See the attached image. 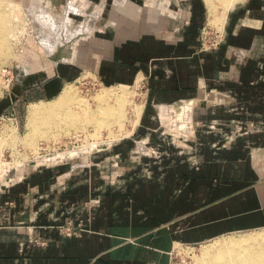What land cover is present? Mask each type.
Instances as JSON below:
<instances>
[{
	"label": "crops",
	"instance_id": "crops-1",
	"mask_svg": "<svg viewBox=\"0 0 264 264\" xmlns=\"http://www.w3.org/2000/svg\"><path fill=\"white\" fill-rule=\"evenodd\" d=\"M96 1L114 30L76 43L22 97L57 98L84 68L141 83L134 134L1 190L0 264H170L177 245L264 228V0L237 1L212 51L206 0ZM143 146L156 153L135 155Z\"/></svg>",
	"mask_w": 264,
	"mask_h": 264
},
{
	"label": "rangeland",
	"instance_id": "rangeland-1",
	"mask_svg": "<svg viewBox=\"0 0 264 264\" xmlns=\"http://www.w3.org/2000/svg\"><path fill=\"white\" fill-rule=\"evenodd\" d=\"M212 4L216 15L221 16L227 1L212 0ZM205 6L206 20L204 24L208 26V30L224 28V24L212 23L211 8L207 2ZM0 9V14L5 15V21L8 20L7 23H10L6 32L7 40L5 42L7 43L2 45L5 46L1 49L3 52L0 51V99L11 93L17 83L26 86L39 82L44 80L47 74L53 73L56 65L60 62L68 60L71 62L76 43L83 44L87 42L84 40L90 38L89 36L98 32L107 34L108 30L115 28L114 23L105 20L103 16L107 9V3L100 4L96 0H0ZM179 18L183 20L182 17ZM57 54H60V58L54 61L52 56ZM83 71L78 79L63 85L64 89L62 88L61 91L69 90L74 97L64 108L65 114L70 113V115L64 114L66 118L63 115L60 116H63V120L59 119L55 123L49 121V123L44 122L45 119L42 118V121L30 131L27 128V108L31 102L38 101V99L22 97L23 93L8 109L9 112L5 114L4 120H0V155L3 153L6 161L11 162L6 166H16L22 170L36 165L42 167L45 166L42 165L44 162L54 163L51 161L53 157L61 153L72 151V154H75L73 156L78 157L101 152L107 146L134 134L135 129L132 130L131 127L137 123L134 106L138 103L142 105L145 100L144 89L139 88L137 83L135 85L123 82L105 83L92 69L84 68ZM122 98H126L128 101L124 107H119L121 106L119 100ZM51 99L53 98L48 100ZM80 101L85 106L90 105L91 108L88 111L83 110L78 105ZM108 104L114 105L115 113L112 116H104L98 112V109ZM91 111L94 113L92 118L86 116V113H91ZM167 117L168 120L163 121V125L169 130V126L175 124V113L167 115ZM10 124L18 125L17 132L9 127ZM166 132H172L173 138V131ZM96 145L100 146L93 150V146ZM148 149L143 146L134 154L156 153ZM45 153H47V157L50 156L46 158L47 160H44L45 158L43 159L42 156L39 157ZM256 233L261 234L263 238L260 244L255 246L264 250V228H260L226 234L193 246L177 245L172 250L173 263L200 264L198 261L203 257L204 249H215L229 237L248 236ZM206 259V264H213L211 260L208 262V258Z\"/></svg>",
	"mask_w": 264,
	"mask_h": 264
},
{
	"label": "bare ground",
	"instance_id": "bare-ground-1",
	"mask_svg": "<svg viewBox=\"0 0 264 264\" xmlns=\"http://www.w3.org/2000/svg\"><path fill=\"white\" fill-rule=\"evenodd\" d=\"M226 1H227V4L222 9L223 14H221V16H217L215 11H214V6L212 4V0H206V2L209 4V7L211 8L210 15H211L212 23L214 22V23L223 25L228 10L238 0H226ZM75 6H77V5H75ZM216 11H218V10H216ZM0 13H1V11H0ZM67 16H68V14H67ZM5 18H6L5 15L0 14V51H1V49H3V47H5L2 45H4V43H7V42H5L7 40L6 39L7 38L6 32L8 31L7 30L8 24H10V23H7L8 20L5 21ZM67 20H68V18H67ZM1 52H3V51H1ZM73 98L74 97L70 93L69 90H64L62 92V94H60L57 98H54L52 100H39V101L31 102L27 108V128L30 131L33 130L35 128L36 124H38V123H40V121H42V118L45 119L44 122L50 121L53 123L57 122L59 119H62L64 114H65V111H64L65 106ZM98 101H100V100H98ZM127 101H128V99H126V98L120 99L119 103L121 106H119V107H124L127 104L126 103ZM78 105H79V107H81L85 111H88L91 108L90 105L85 106V104L82 101L78 102ZM103 105H106V104L103 103ZM83 106H85V107H83ZM142 106L143 105H139V103L134 106V109H135L134 113H135V117H136V118L135 117L134 118H135L136 122L138 121V118L140 116ZM130 108H129V110H130ZM121 111H122V109H121ZM94 112L96 113V111H94ZM98 112H101L104 116H107V115L112 116L115 113L114 112V105L108 104L105 107L102 106V108L98 109ZM61 115H63V116L60 117ZM65 115H70V113L65 114ZM93 115H94V113L92 111H91V113H86V116H88L90 118H92ZM64 118H66V116H64ZM104 121H105V119H104ZM116 122H117V120H116ZM9 127H11L13 129V131L15 129L17 130V127L15 125L13 126L12 124H10ZM99 146L98 145L93 146V149H96ZM73 155H75V154H72V151H67V152L61 153L57 156H54L51 161L60 162V161H63L65 159H69L71 157L73 158ZM262 238L263 237L259 233L248 235V236L245 235V236H241V237H234V236L229 237L223 244L218 245L215 249H212V248L204 249L203 255H202L203 257L199 258L198 263L206 264L207 263L206 258H208V262L211 260V262L213 264H220L221 261H222L221 264H264V250H260L258 247H256L258 244H260V242L262 241Z\"/></svg>",
	"mask_w": 264,
	"mask_h": 264
},
{
	"label": "built area",
	"instance_id": "built-area-1",
	"mask_svg": "<svg viewBox=\"0 0 264 264\" xmlns=\"http://www.w3.org/2000/svg\"><path fill=\"white\" fill-rule=\"evenodd\" d=\"M90 2H92V1H90ZM224 35H225V27L220 29V30L219 29L218 30H208V26H206V24H204L202 26V29H201V32H200V50H202V51H212V50L218 49L219 46L222 44V42L224 40ZM139 88L144 89V85L140 83L139 84ZM188 103L193 107L192 101L184 102L182 104V106L186 105ZM192 107H191V109H192ZM165 108H167V109L169 108V110H171L173 107L167 106ZM4 117H5L4 113L1 114L0 115V120H2V119L4 120ZM189 125H190L189 128H186L185 130H182V131L189 132L190 128H192L191 127V123ZM17 130H18V127H17ZM41 149H43V148H41ZM46 154L47 153H45L44 155H39V157L42 156L43 159L45 158L44 160H47L46 158H48L50 156L47 157ZM4 159L5 158H4V155L2 153L0 155V191L3 190L4 188H7V187H10V186L14 185L19 180H22L23 177H24V171H25V169L22 170V169H20V168H18L16 166L15 167L14 166L13 167L6 166L7 164H9L11 162L10 161H6V159L5 160ZM69 159H71V158H69ZM66 160H68V159H65L63 161H66ZM63 161H60V162H63ZM60 162H54L52 164H50V163L48 164V163L44 162L42 165L50 166V165H54V164H57V163H60ZM36 166H39V165H36ZM80 230H81V228H80ZM78 232L79 231L76 230L73 226H69V227L66 228V233H68L69 235L73 234V233L77 234ZM184 245L193 246V245H189V244H184ZM172 254L173 253L171 252L170 264H174L173 263L174 257L172 256Z\"/></svg>",
	"mask_w": 264,
	"mask_h": 264
},
{
	"label": "water",
	"instance_id": "water-1",
	"mask_svg": "<svg viewBox=\"0 0 264 264\" xmlns=\"http://www.w3.org/2000/svg\"><path fill=\"white\" fill-rule=\"evenodd\" d=\"M60 58V54L55 55L54 57L52 56V59L54 61H57ZM27 89L26 86L17 83L12 92L7 94L6 96L2 97L0 99V115L3 114L5 111L10 109L13 104L20 98L21 94L23 91Z\"/></svg>",
	"mask_w": 264,
	"mask_h": 264
}]
</instances>
